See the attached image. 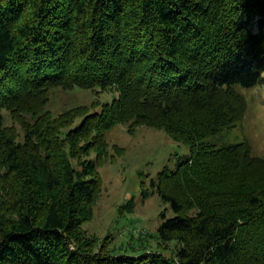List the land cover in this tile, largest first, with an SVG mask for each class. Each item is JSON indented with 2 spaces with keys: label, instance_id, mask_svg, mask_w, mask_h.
<instances>
[{
  "label": "trees",
  "instance_id": "obj_1",
  "mask_svg": "<svg viewBox=\"0 0 264 264\" xmlns=\"http://www.w3.org/2000/svg\"><path fill=\"white\" fill-rule=\"evenodd\" d=\"M57 86L117 87L72 132L97 130L93 145L122 122L189 146L143 191L171 204L158 235L172 255L92 249L98 158L75 167L37 120ZM240 86L264 89V0H0V264H264V157L247 140L200 142L244 118ZM4 110L35 117L24 145Z\"/></svg>",
  "mask_w": 264,
  "mask_h": 264
},
{
  "label": "rangeland",
  "instance_id": "obj_2",
  "mask_svg": "<svg viewBox=\"0 0 264 264\" xmlns=\"http://www.w3.org/2000/svg\"><path fill=\"white\" fill-rule=\"evenodd\" d=\"M259 23L258 19L252 21L253 32L259 30ZM239 89L248 104L244 118L200 142L222 147L247 140L253 153L264 157V89L258 86H240ZM119 98L116 86L109 89L57 86L49 90L44 113L37 120L46 130L57 134L54 136L57 148L75 167L85 159L98 158L97 170L102 188L92 214L83 225L92 249L99 251L104 247L113 253L161 251L172 255L177 242L162 244L158 235L161 213L165 211L168 216L174 215L171 204L157 192L144 199L143 191L153 190L152 179L159 171L166 167L176 169L180 158L190 153L189 146L157 123L134 127L128 123H115L94 145L92 138L97 137V130L82 134V138L80 133H72L86 117L102 112L106 104H112ZM4 115L5 132L24 145V129L27 122L35 124V117L31 114L24 117L7 110H4ZM49 121L56 122L52 125ZM93 125L96 126L97 122ZM6 172L0 167V187L7 184ZM260 182L264 184V180Z\"/></svg>",
  "mask_w": 264,
  "mask_h": 264
}]
</instances>
